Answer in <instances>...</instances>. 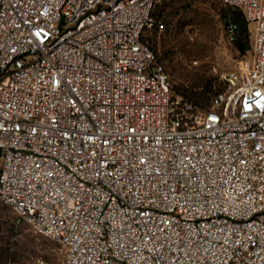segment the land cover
<instances>
[{
    "label": "built area",
    "instance_id": "built-area-1",
    "mask_svg": "<svg viewBox=\"0 0 264 264\" xmlns=\"http://www.w3.org/2000/svg\"><path fill=\"white\" fill-rule=\"evenodd\" d=\"M160 1L0 0V201L64 264H264V0H222L253 57L207 109L149 43Z\"/></svg>",
    "mask_w": 264,
    "mask_h": 264
},
{
    "label": "rangeland",
    "instance_id": "rangeland-1",
    "mask_svg": "<svg viewBox=\"0 0 264 264\" xmlns=\"http://www.w3.org/2000/svg\"><path fill=\"white\" fill-rule=\"evenodd\" d=\"M161 0L157 21L162 31L153 30L148 40L158 62L171 74L176 91L202 90L206 84L224 93L229 87L223 75L238 69L241 61L253 57L227 32L222 0ZM170 6L162 10L163 3ZM171 5H174L173 8ZM253 29L254 26L252 25ZM64 264V249L56 241L36 233L14 209L0 201V264Z\"/></svg>",
    "mask_w": 264,
    "mask_h": 264
},
{
    "label": "trees",
    "instance_id": "trees-1",
    "mask_svg": "<svg viewBox=\"0 0 264 264\" xmlns=\"http://www.w3.org/2000/svg\"><path fill=\"white\" fill-rule=\"evenodd\" d=\"M170 3H174V0H172ZM226 8L222 9V15L225 17V24L227 25V21L231 19L235 24L239 26V30L237 32V36L234 39V42L238 45L239 48H241L244 51H251L253 50V41H254V29L251 25V23L246 18L244 12L236 7H232L230 5H226L223 3ZM158 5V4H157ZM170 6L169 3L165 2L160 7L162 10L167 9ZM174 5H171L173 8ZM156 9L154 11V15H156ZM150 43V41H149ZM150 45L153 47V45L150 43ZM155 50V48L153 47ZM155 53L157 55V52L155 50ZM176 91V89L174 88ZM179 95H182L185 99L193 102L201 109H207L210 108L213 101L214 96V89L213 86L210 84H206V86L202 89H196V90H185V91H176ZM219 94V92H217ZM216 96V95H215Z\"/></svg>",
    "mask_w": 264,
    "mask_h": 264
}]
</instances>
